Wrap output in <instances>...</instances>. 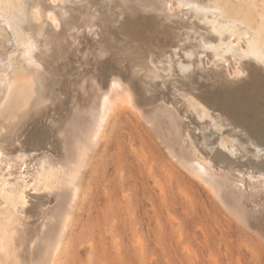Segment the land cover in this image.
<instances>
[{"label":"bare ground","instance_id":"bare-ground-1","mask_svg":"<svg viewBox=\"0 0 264 264\" xmlns=\"http://www.w3.org/2000/svg\"><path fill=\"white\" fill-rule=\"evenodd\" d=\"M262 59L264 0H0V264H69L127 114L264 244Z\"/></svg>","mask_w":264,"mask_h":264},{"label":"rangeland","instance_id":"rangeland-1","mask_svg":"<svg viewBox=\"0 0 264 264\" xmlns=\"http://www.w3.org/2000/svg\"><path fill=\"white\" fill-rule=\"evenodd\" d=\"M94 159L69 264H264V244L134 115L107 134Z\"/></svg>","mask_w":264,"mask_h":264},{"label":"snow or ice","instance_id":"snow-or-ice-1","mask_svg":"<svg viewBox=\"0 0 264 264\" xmlns=\"http://www.w3.org/2000/svg\"><path fill=\"white\" fill-rule=\"evenodd\" d=\"M50 15H51V13H49V16H50ZM28 47H29V48L32 47L31 42H29ZM261 62L264 63V59H262Z\"/></svg>","mask_w":264,"mask_h":264}]
</instances>
